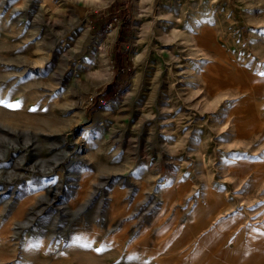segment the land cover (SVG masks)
I'll use <instances>...</instances> for the list:
<instances>
[{"label": "rangeland", "instance_id": "1", "mask_svg": "<svg viewBox=\"0 0 264 264\" xmlns=\"http://www.w3.org/2000/svg\"><path fill=\"white\" fill-rule=\"evenodd\" d=\"M116 1L0 0V264H264V0Z\"/></svg>", "mask_w": 264, "mask_h": 264}, {"label": "trees", "instance_id": "2", "mask_svg": "<svg viewBox=\"0 0 264 264\" xmlns=\"http://www.w3.org/2000/svg\"><path fill=\"white\" fill-rule=\"evenodd\" d=\"M129 1L130 0H124L122 3L120 1H116L111 7L108 8V14L111 18H117L118 16L122 20L123 29L120 31L118 42L122 45H127L128 38L130 36V26H131V15L129 12ZM98 25V24H97ZM96 25V26H97ZM101 30L106 29V24L101 23L100 28ZM130 60L128 56L124 54H117L116 56V64L118 69H121L125 63H128ZM119 85L117 78L109 84L105 88V97L108 99H113L116 97L118 93ZM100 107V103L97 99H93V102L91 104V110H96Z\"/></svg>", "mask_w": 264, "mask_h": 264}, {"label": "bare ground", "instance_id": "3", "mask_svg": "<svg viewBox=\"0 0 264 264\" xmlns=\"http://www.w3.org/2000/svg\"><path fill=\"white\" fill-rule=\"evenodd\" d=\"M94 118H98L99 121H104L105 120V115L103 113H98ZM102 124V123H101ZM221 247V246H220ZM225 251V250H224ZM224 251H222L221 253H223ZM250 256V255H249ZM253 256H250L246 261L248 262L247 264L252 263V258Z\"/></svg>", "mask_w": 264, "mask_h": 264}, {"label": "crops", "instance_id": "4", "mask_svg": "<svg viewBox=\"0 0 264 264\" xmlns=\"http://www.w3.org/2000/svg\"><path fill=\"white\" fill-rule=\"evenodd\" d=\"M250 256H252V254H250ZM250 256H248L245 260H247ZM250 264H262V263H257V257H253L252 258V263H250Z\"/></svg>", "mask_w": 264, "mask_h": 264}]
</instances>
